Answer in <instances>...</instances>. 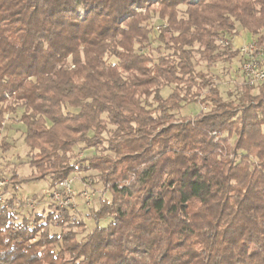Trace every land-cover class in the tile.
I'll return each mask as SVG.
<instances>
[{
    "label": "trees",
    "instance_id": "obj_1",
    "mask_svg": "<svg viewBox=\"0 0 264 264\" xmlns=\"http://www.w3.org/2000/svg\"><path fill=\"white\" fill-rule=\"evenodd\" d=\"M239 26L264 46V0H0V135L22 111L32 169L0 205V264H264V82L225 100L213 72ZM91 172L111 196L91 230L77 202L15 193Z\"/></svg>",
    "mask_w": 264,
    "mask_h": 264
},
{
    "label": "rangeland",
    "instance_id": "obj_2",
    "mask_svg": "<svg viewBox=\"0 0 264 264\" xmlns=\"http://www.w3.org/2000/svg\"><path fill=\"white\" fill-rule=\"evenodd\" d=\"M151 24L152 27L154 28L153 34L156 37L157 29L158 27L163 25V23L158 18L155 17L152 20ZM239 28H240L239 29L240 35L250 40L251 36L243 32L240 26ZM159 45H161L160 42L154 41L151 49H156ZM154 56L157 57L158 54L155 52ZM196 61L199 64V66L197 67L198 71H203L207 73L209 72V69L206 67V64L202 63L198 56L196 57ZM213 72L214 75L217 76L216 83L220 88L221 94L225 100L236 99L237 96L243 91L242 88L243 76L240 70V64L238 62L236 61L235 62L233 61V63L220 62L214 66ZM170 92H171V88H165L162 91V95L164 97H167L170 94ZM203 110L206 111V106L204 105H199V104L186 105L182 109V113H180L179 117L182 114L183 116L194 118ZM21 115H22V111H19L15 115H8L7 121L4 124L5 129L1 132L0 135V140H2V138H6L7 142L12 147L10 152L6 154L0 153V165L3 167V173H5L7 177H12L11 173L14 169L20 176H24V177H28L32 173V169L28 164L29 149L24 141L25 126L20 120ZM76 150L77 151L75 152L74 155L79 154L81 157H86V156L89 157L94 154L93 151H89V150L83 151L82 149H80V147H78ZM96 175H97L96 172H91L86 175L83 174L78 176L77 178H73L74 180L73 189L76 193V197L78 194L85 191V189L87 190V188L85 187V183L83 181L84 180L83 176L96 177ZM47 186L48 183L45 181H40L31 184H24L19 189H17L15 193L22 198H26L32 195L33 192L35 191L46 189ZM88 188L89 189L87 191L90 194H93L92 201L87 204L85 199L83 197H80L81 195L77 197L76 200L79 205L78 219H82L83 221H86L88 224V230H91L94 226V223L92 220L88 219L87 217L89 212L88 209L90 207H94V208L99 207V203L102 199H110L111 196L109 192L103 189L102 185H98L96 190L92 189L91 187ZM48 204L49 201L47 200L43 201L38 207L39 211L42 210L43 208H46ZM85 204L87 206H85ZM45 211H47V209ZM52 230L53 232L57 231L56 229H52ZM251 256H258V255L251 254Z\"/></svg>",
    "mask_w": 264,
    "mask_h": 264
},
{
    "label": "built area",
    "instance_id": "obj_3",
    "mask_svg": "<svg viewBox=\"0 0 264 264\" xmlns=\"http://www.w3.org/2000/svg\"><path fill=\"white\" fill-rule=\"evenodd\" d=\"M226 45L227 42H224ZM237 61L243 76L244 84L249 87H257L264 82V46H260L257 38L237 49ZM73 179L62 181L55 188H46L25 199V204L29 209H37L43 201H49L61 209L70 208L73 211L76 206V193L73 189ZM12 192L11 177L3 173L0 165V205H8V196ZM92 195L86 189L81 196L87 204L92 201ZM18 205V203L16 204Z\"/></svg>",
    "mask_w": 264,
    "mask_h": 264
},
{
    "label": "crops",
    "instance_id": "obj_4",
    "mask_svg": "<svg viewBox=\"0 0 264 264\" xmlns=\"http://www.w3.org/2000/svg\"><path fill=\"white\" fill-rule=\"evenodd\" d=\"M244 32V31H243ZM252 39L253 38H251L250 40L249 39H246V38H244V37H242L241 35H240V31L238 30V33H237V35L230 41V44H231V46H232V48L233 49H237V48H239V47H241V46H243V45H246V44H248V43H250L251 41H252ZM19 160V159H18ZM47 188H48V186H47ZM41 190H39V191H35V192H33V194H36V193H38V192H40Z\"/></svg>",
    "mask_w": 264,
    "mask_h": 264
}]
</instances>
